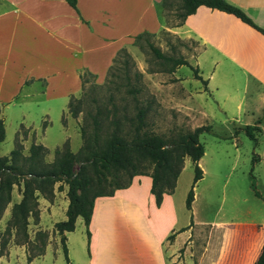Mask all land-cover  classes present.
<instances>
[{"label":"crops","instance_id":"obj_1","mask_svg":"<svg viewBox=\"0 0 264 264\" xmlns=\"http://www.w3.org/2000/svg\"><path fill=\"white\" fill-rule=\"evenodd\" d=\"M228 1L264 28V0ZM160 2L77 0V12L67 0H0V108L4 121L9 106L14 105L21 110L24 100L19 96L24 89H30L25 99L29 103L34 101L40 109L39 118L44 126L41 125L39 130L44 133L51 107L64 101L67 103L70 95L80 92V72L91 71L96 78L106 75L117 52L126 44H132L137 33L151 32L155 28L159 30L164 26L156 6ZM173 29L181 38H193L199 45L193 60L205 84L198 87V95L212 98L219 112L225 116L224 121L230 120L237 125L236 129L259 120L263 133L264 113L254 119L244 106L250 93L248 103L255 104L256 109L263 112L264 34L231 13L204 5L198 6ZM236 81L241 82L240 86L235 87L233 83ZM22 112L17 118L19 127L15 133L20 125H25L34 131L36 143H41L37 137L38 128L27 123L28 114L24 110ZM202 113L207 117L205 110ZM236 115H247L252 123L240 125L238 119L233 118ZM203 124L200 122L197 126ZM212 131L211 135L230 137L233 142L243 133L239 130L235 134L234 127L230 135ZM216 152L210 154L212 170L209 177L211 185L218 182V188L211 210L201 221V230L196 227L198 220H194L193 208L199 197L196 187L206 179L205 147L199 160L203 177L194 186L193 203L188 209L191 212L190 222L179 224L175 215L169 213L167 216L163 210L171 194L165 193L160 205H157L150 193L151 178L136 176L130 185L116 190L113 196H98L93 201L88 263L111 264L114 259L111 262L109 255L113 248L119 245L115 249L116 255L123 249V241L116 245L112 233L107 234V240L101 238L102 241L97 244L95 233L98 232L96 224L100 223L97 213L101 203L126 199L136 206L133 210L137 209L140 206L137 194L146 185L143 199L148 213L143 218L152 232L157 229L160 235L157 238L159 246L153 254L157 261L154 264H255L264 243V195L255 194L244 172L235 173L236 159L230 171L221 177L219 168L222 161ZM238 154L235 152V158ZM67 200H63L64 215ZM163 216L165 224L158 228L156 223ZM78 220L83 219L78 216L76 223ZM76 223L74 231L62 233L66 236L68 255L69 239L75 237L72 234ZM85 245L87 237L84 248ZM83 262L87 263L85 257ZM119 264L130 263L123 261Z\"/></svg>","mask_w":264,"mask_h":264},{"label":"rangeland","instance_id":"obj_2","mask_svg":"<svg viewBox=\"0 0 264 264\" xmlns=\"http://www.w3.org/2000/svg\"><path fill=\"white\" fill-rule=\"evenodd\" d=\"M181 5L182 0H164L163 3L160 2L156 5L159 18L164 26L159 30H156L157 28L152 29L151 32H148L149 34L143 35L132 44H126V53L122 52L118 56L115 68L112 70L117 75L113 78L116 85L110 89L106 87L89 88L87 92L89 94L83 102L85 109L94 110L92 98L97 97L99 100L97 103L102 105L104 111H108L111 107L108 100L110 93L114 95L115 104L119 106L121 113L126 112L128 115H132L137 110L136 106H145L148 108L146 115L148 129L165 136L168 143H172L180 133L193 129L200 122L204 123L203 125H211L212 129L220 135H230L233 127L236 130L237 125L227 119L224 121L225 116L219 112L212 98H203L198 95V87H203V83L193 71V66L196 67L193 58L199 50V45L193 38H181L173 29L178 26L180 21ZM148 42L170 57L185 59L188 64L180 65L174 71H170V62L154 54L148 46ZM127 74L130 77L129 82L126 77ZM105 76L91 77L90 79H94L98 83H105ZM233 84L238 87L241 82L236 81ZM129 87L137 88L138 101L128 91ZM28 91L30 89H24L19 96L24 100L21 102V110L11 105L6 111L5 140L0 144V154L9 155L16 141L22 144V154H28L30 143L36 142L34 131L30 127L20 125L18 132L15 133L19 127L17 118L20 113H23L22 110L28 114L27 123L38 128L39 142L51 148L45 155L46 162L53 161L54 149L63 144L66 136L69 137L71 150L77 152L82 145L78 127V123L82 120L81 114L77 118H73L68 112L65 113L66 123L64 125L62 113L67 109V103L64 101L59 105L55 104L53 108L51 107L47 119V129L41 133L39 127L44 126V124L39 118L40 109L34 101L27 102L25 97ZM73 95L80 97L81 94L79 92ZM249 99L250 93L246 96L244 109L249 110L250 116L255 119L264 112L259 108L256 109L255 104L248 103ZM203 110L207 113L206 118L203 116ZM1 111L2 107L0 108V116L3 117ZM233 118H237L240 125L252 123V119L247 118V115H236ZM199 140L207 151L205 156L206 179L196 187L199 197L193 208L194 220H198L196 227L201 230L203 228L201 221L211 210L218 188V182L214 186L211 185L209 177V171L212 170L210 154L215 151L220 155L222 161L219 168L221 177L230 171L232 163L236 159L235 173L242 174L244 172L249 178L251 172L257 191L264 195V132L259 134L255 148L253 142L244 132L241 133L236 142H233L230 137L218 138L210 134L199 137ZM235 152L239 153L237 158L234 156ZM254 152L259 156V161L252 166ZM143 170L148 174L152 171L151 166L145 167ZM193 173L192 161L187 157L177 178L175 190L169 195L163 210L167 216L169 213L175 215L179 224L191 220V212L186 209L185 200L187 191L191 186ZM135 177L133 176V178ZM59 184H61L62 189L58 187ZM144 186L142 189L140 188L136 197L140 203L137 209L133 210V206H136L126 199L114 200L109 204L102 202L99 206L97 214H99L100 223L96 224L98 232L95 233L98 236L97 244L102 241L101 238L105 237L106 239L107 234L110 233H112L114 238L112 240H115L116 245L117 242L123 241L121 244L123 249L120 248L118 255H116L115 249H118L119 245L116 248L113 246L114 248L109 255L111 262L114 259L111 264H119L123 261L130 264H154L157 262L153 254L159 246L157 238L159 239L160 235H158L157 229L153 233L147 225V220L143 218L148 213L147 204L143 199L146 185ZM22 188V183L19 186H13L11 199L0 215V264H68L70 261L72 264H90L88 263L87 245L84 248V241L86 242L87 236L85 235L83 220L77 221L76 230L72 234L75 237L69 239V262L66 261L62 250L60 234L54 228L56 220L65 218L63 200L67 198V185L57 181L54 184L52 195L38 194L36 213H31L28 217L27 235L17 228L11 216L13 204L21 199ZM156 224L158 228L162 227L165 224V217H159ZM84 257L87 263L83 262ZM117 259H119L118 262Z\"/></svg>","mask_w":264,"mask_h":264},{"label":"trees","instance_id":"obj_3","mask_svg":"<svg viewBox=\"0 0 264 264\" xmlns=\"http://www.w3.org/2000/svg\"><path fill=\"white\" fill-rule=\"evenodd\" d=\"M67 2L78 12L75 5L77 0H67ZM161 2L163 3L164 0ZM200 5L231 13L264 34V28L255 24L236 4L228 0H182V12L178 25ZM147 34L149 33H137L133 42ZM148 46L158 57L170 62V71H174L180 65L188 64L183 58H173L164 54L150 42ZM122 52L126 53L125 46L113 58L105 76V83L90 79L96 77L95 74L83 70L80 72V97L69 96L67 109L62 113V123L64 125L66 123L65 113L67 112L73 118L81 114L82 120L78 123V127L82 145L77 152L71 150L69 138H66L61 146H56L53 151L54 159L49 163L45 161V155L49 152L48 148L35 141L30 143L28 154H22V144L19 141H16L9 155L0 154V215L11 199L13 186H19L22 183L21 199L13 204L11 216L17 228L25 235H27L28 217L37 210L38 194L52 195L57 181L67 185L66 217L54 223L55 230L60 234V242L67 262L69 259L66 236L62 233L74 231L76 219L80 216L85 225L89 252V223L96 197L113 196L116 190L130 185L133 176L148 175L151 178L150 193L154 195L156 204L160 205L165 193L174 192L185 158L189 157L194 173L191 186L187 191L185 207L190 210L194 199V186L203 177L199 160L204 155V146L199 137L202 134H213L211 125L195 126L187 132L180 133L172 143H168L165 136L148 129L146 122L148 108L145 106H136L137 110L132 115L126 112L121 113L119 106L115 104L114 95L110 93L108 100L111 107L108 111H104L102 105L97 103L99 102L97 97L92 98L94 110L83 107L89 88L110 89L116 85L113 78L117 75L112 70ZM193 71L196 77L202 80L198 74V68L193 66ZM126 77L129 82V75L127 74ZM202 83L205 84V81L202 80ZM128 91L138 101L137 88L129 87ZM258 123L259 120L254 124L238 128L235 134L239 130L243 131L255 148L259 134L262 132ZM4 133V119L0 116V144L5 140ZM258 161L259 156L254 152L252 166ZM148 166H151L150 174L143 170ZM253 178L250 172V187L257 196L262 197L256 189ZM58 187L62 189L61 184ZM255 264H264V243Z\"/></svg>","mask_w":264,"mask_h":264}]
</instances>
